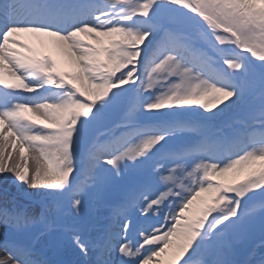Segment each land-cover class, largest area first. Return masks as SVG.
<instances>
[{"label": "snow or ice", "instance_id": "obj_1", "mask_svg": "<svg viewBox=\"0 0 264 264\" xmlns=\"http://www.w3.org/2000/svg\"><path fill=\"white\" fill-rule=\"evenodd\" d=\"M0 175L40 196L0 208V264L54 231L78 264H264L234 258L264 235V0H0Z\"/></svg>", "mask_w": 264, "mask_h": 264}, {"label": "rangeland", "instance_id": "obj_2", "mask_svg": "<svg viewBox=\"0 0 264 264\" xmlns=\"http://www.w3.org/2000/svg\"><path fill=\"white\" fill-rule=\"evenodd\" d=\"M2 233H3V231L0 230V238H2V236H3V235L1 236Z\"/></svg>", "mask_w": 264, "mask_h": 264}]
</instances>
